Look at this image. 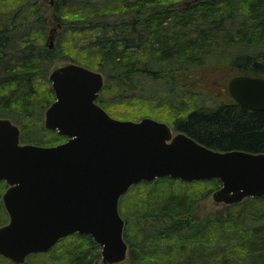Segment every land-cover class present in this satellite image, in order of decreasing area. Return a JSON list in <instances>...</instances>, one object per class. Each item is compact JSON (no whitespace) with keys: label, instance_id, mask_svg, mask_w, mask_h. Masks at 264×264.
<instances>
[{"label":"trees","instance_id":"trees-1","mask_svg":"<svg viewBox=\"0 0 264 264\" xmlns=\"http://www.w3.org/2000/svg\"><path fill=\"white\" fill-rule=\"evenodd\" d=\"M228 59L236 74L264 77V0H50L48 7L0 0V117L20 127L22 143L66 140L43 125L54 100L49 70L65 61L103 74L97 102L114 117L154 113L213 149L264 152V110L231 97L184 109L187 97L175 92L178 72L186 83L203 64ZM188 86L179 88L186 93ZM174 98L184 107H170ZM220 185L218 178L163 176L131 186L119 201L128 264H264V195L201 212L200 202ZM6 187L0 181V225L8 220L1 200ZM100 258L89 234L73 233L22 264H97ZM0 264L15 263L0 256Z\"/></svg>","mask_w":264,"mask_h":264},{"label":"water","instance_id":"water-1","mask_svg":"<svg viewBox=\"0 0 264 264\" xmlns=\"http://www.w3.org/2000/svg\"><path fill=\"white\" fill-rule=\"evenodd\" d=\"M48 79L54 100L44 127L65 141L22 143L20 127L0 117V181L7 184L1 199L8 215L0 225V256L11 262L22 264L73 233L89 234L105 262L126 259L119 200L140 181L218 178L211 196L225 204L264 195V152L216 150L173 133L162 120L113 117L96 101L103 74L81 64L53 68ZM226 88L241 106L264 110L263 76L236 74Z\"/></svg>","mask_w":264,"mask_h":264},{"label":"rangeland","instance_id":"rangeland-1","mask_svg":"<svg viewBox=\"0 0 264 264\" xmlns=\"http://www.w3.org/2000/svg\"><path fill=\"white\" fill-rule=\"evenodd\" d=\"M43 6L48 7L50 6V0H39ZM50 11H46V18L49 17ZM246 52V51H243ZM236 54V52H235ZM232 63V62H231ZM230 63V59H228L227 62L224 63H214L212 61H210L209 63H205L203 64L198 71L196 72V76L193 77L192 79H188L186 81V83H184V81H182L181 77L179 76V72L177 74H175V79H176V83H177V87L175 89L176 94L181 93L182 91V97L183 95H185L187 98H185L186 104L187 106H180L177 105V99L174 98V104L173 108H179L181 109L182 107H184V109H200V108H207V107H213L216 104L220 103V102H228L230 99V95L227 91V81L229 80V78L238 73V70L234 67V65H232ZM63 64H66L65 61H57L49 70V72L56 67H59ZM186 84L189 85L188 88L189 90L184 93V90L181 89L179 87L185 88ZM166 86H168V84H166ZM147 94H152L151 92L148 91ZM167 98V96H166ZM148 108V107H147ZM149 109V108H148ZM161 110V109H159ZM111 112V111H110ZM109 112V113H110ZM159 115H167V114H163V111H160V113H158ZM137 114H135L136 116ZM180 115V114H178ZM144 116L147 117H152L154 119L159 120L160 117H158L156 114L154 113H145ZM169 118H171V121H174L175 119L173 118V115L171 116L170 114L168 115ZM137 117H142V116H138ZM177 117V116H176ZM44 118V115H43ZM164 120L166 122L169 121V119H161ZM178 120V119H177ZM176 120V121H177ZM44 125V124H43ZM177 130H175V128H173V133H175ZM2 195V194H1ZM2 200V199H1ZM3 204V203H2ZM134 205V201L131 198L129 200V203L127 204L128 208H132V206ZM225 205L224 202H217L215 201L211 194L209 196H207L205 199H203L200 202V211L201 212H215L221 208H223ZM3 258V257H2ZM8 260V259H7ZM6 262V261H5ZM11 262L10 260H8V263ZM13 263V262H12ZM36 264H40L39 262H37ZM97 264H128V259H124L122 261H118V262H105L102 260V258H100L97 261Z\"/></svg>","mask_w":264,"mask_h":264},{"label":"flooded vegetation","instance_id":"flooded-vegetation-1","mask_svg":"<svg viewBox=\"0 0 264 264\" xmlns=\"http://www.w3.org/2000/svg\"><path fill=\"white\" fill-rule=\"evenodd\" d=\"M243 107V106H242Z\"/></svg>","mask_w":264,"mask_h":264}]
</instances>
